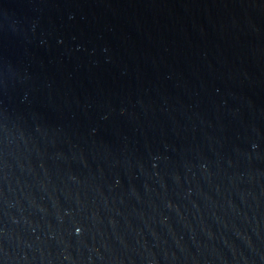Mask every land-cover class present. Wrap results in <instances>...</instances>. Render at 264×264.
Wrapping results in <instances>:
<instances>
[{"label":"water","instance_id":"1","mask_svg":"<svg viewBox=\"0 0 264 264\" xmlns=\"http://www.w3.org/2000/svg\"><path fill=\"white\" fill-rule=\"evenodd\" d=\"M0 264H264V0H0Z\"/></svg>","mask_w":264,"mask_h":264}]
</instances>
